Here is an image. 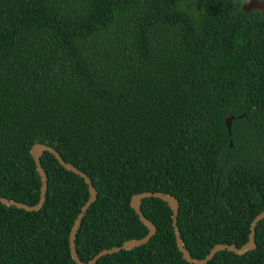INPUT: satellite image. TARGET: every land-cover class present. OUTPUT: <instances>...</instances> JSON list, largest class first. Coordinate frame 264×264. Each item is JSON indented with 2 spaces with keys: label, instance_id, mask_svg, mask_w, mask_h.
<instances>
[{
  "label": "trees",
  "instance_id": "16d2710c",
  "mask_svg": "<svg viewBox=\"0 0 264 264\" xmlns=\"http://www.w3.org/2000/svg\"><path fill=\"white\" fill-rule=\"evenodd\" d=\"M246 1L0 0V198L37 203L28 151L45 144L96 192L79 261L147 234L129 205L143 192L176 200L191 258L243 245L264 209V14ZM39 162L42 207L0 204V264H74L68 232L87 186L48 153ZM140 211L148 242L95 264H188L167 205L143 199ZM253 238L206 264H264V217Z\"/></svg>",
  "mask_w": 264,
  "mask_h": 264
},
{
  "label": "water",
  "instance_id": "95a60500",
  "mask_svg": "<svg viewBox=\"0 0 264 264\" xmlns=\"http://www.w3.org/2000/svg\"><path fill=\"white\" fill-rule=\"evenodd\" d=\"M241 10L245 13H248L250 11H258L261 15H263L264 14V0H247L241 6ZM231 119H232L231 117H228L224 120V126L226 129L227 135L230 134ZM28 153H29V155L33 161L35 171H36V173L39 177V180H40V189H39V196H38L37 203L33 206H27L25 204L18 203V202L12 201V200H6L3 198H0V204L2 206H5V207H13L15 209L23 210L26 212H37L42 207L43 202H44V196L46 193V188H47L46 176H45L44 172L42 171V168H41L40 162H39V159L43 155V153H48V154L52 155L54 157V159L57 161V163L59 164V166H61L64 170L69 171V172L73 173L74 175H77L78 177H80L83 180V182L85 183V185L87 186L88 198L84 202L82 207L80 208L76 217L74 218L72 225H71L69 232H68V239H67L68 250H69L70 258L74 262V264H95L98 261V259H100L101 257H104L106 255L115 254L119 251H128V250H131L133 248H136V247H139L141 245L146 244L148 242V240L150 239V237L155 233V227L143 217V215L140 211L141 200L148 199V198H154V199L161 200L169 208V210L171 212V227H172L174 241H175L177 250L181 254V259L188 264H206L208 261H210L215 256V254L217 252H220V251H227V252H230L234 255L240 256V255H243L247 252L252 251L255 247L254 238H253L254 237V228L256 226V223H258L260 220L263 219L264 209L260 213H258L250 222L247 240L239 248H237L233 245H221V244L215 245L213 248L210 249V251L208 252V254L204 258L193 259L187 253V251L185 250V248L182 244V241L179 238V231H178V228L176 225V215H177V202H176V200L174 198L168 196V195H164V194H161L159 192H153V193L143 192V193L133 195L130 198L129 205H130V208L136 214L138 220L147 228V234L141 239L128 240V241L122 243L119 247H113V248L108 249V250L100 251L99 253L94 255L90 260L83 263V262L79 261V259L76 256L75 246H74V238H75V234L79 228V225L81 223V220H82L85 212L88 210L89 206L95 201L96 192H95L94 188L92 187L89 178L84 173H82L80 170H78L75 167L64 162L61 159V157L59 156V154L53 148H51L45 144H33L30 147Z\"/></svg>",
  "mask_w": 264,
  "mask_h": 264
}]
</instances>
